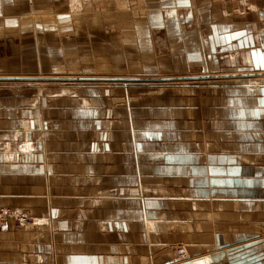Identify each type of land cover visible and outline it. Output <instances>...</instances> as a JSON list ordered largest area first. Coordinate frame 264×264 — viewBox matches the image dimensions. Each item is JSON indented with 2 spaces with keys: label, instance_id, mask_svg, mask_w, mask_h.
Instances as JSON below:
<instances>
[{
  "label": "crops",
  "instance_id": "1",
  "mask_svg": "<svg viewBox=\"0 0 264 264\" xmlns=\"http://www.w3.org/2000/svg\"><path fill=\"white\" fill-rule=\"evenodd\" d=\"M36 1L0 0V211L10 215L0 228V264H189L203 257L206 264H264V83L14 85L57 63L78 67L91 53L99 71L121 57L158 75L162 66L191 73L199 64L196 31L176 34L181 15L153 10L148 46L133 36L117 41L94 18L87 47L81 38L8 24L49 9ZM197 1L196 15L211 18L208 2ZM256 4L249 23L239 16L213 29L219 33L209 50L222 42L225 69L264 72V0ZM168 29L175 49L159 54L151 37ZM133 40L137 52L127 49ZM144 54L158 56L159 66ZM13 212L34 222L17 227ZM169 243L181 245L184 257Z\"/></svg>",
  "mask_w": 264,
  "mask_h": 264
},
{
  "label": "rangeland",
  "instance_id": "2",
  "mask_svg": "<svg viewBox=\"0 0 264 264\" xmlns=\"http://www.w3.org/2000/svg\"><path fill=\"white\" fill-rule=\"evenodd\" d=\"M177 1L178 4L176 5L174 0H81L82 5L77 10V12L74 13L75 18L73 17L72 20V17H70L72 13L70 12L68 0H38L36 1L37 5L49 9L37 11L33 10L28 16L24 17L25 21L23 20L22 23L17 22V20L14 23V21L11 20V22H9L8 24H14V26H17V28H20L21 30L30 29L32 34H46V32L51 31L55 33L54 35L56 37H59L60 40L62 38H64L65 40L81 38V40H84L82 42L87 43V47H92L94 43L91 35L93 30L91 29V27L93 26L91 25V23L93 21L92 19L95 18L98 20V22H96V28H102L101 31H106L110 32V34H114L119 38L117 41H122L128 39V37L130 36H133V38H135L136 40L141 39L140 44L142 43L143 46H148L150 43V35H147L149 33L147 31L150 23L152 24V22H146L149 21L148 17L150 18V16H152L151 13H154L153 10H156L159 16L161 15L159 13L162 12H166L167 14H171L176 17L181 15V20L179 21V23H182V27L177 31L176 34L183 35L185 33V29L195 30L198 39V44L196 45L199 47V50H197L196 52L198 54V58L195 59L199 61V64L193 66L194 69L191 73L186 71L187 69H185V67L183 68V70L177 69L178 71L172 73L176 70L175 67L164 68L163 66L159 67V75L155 72H147L146 70L142 72L143 70L137 69H142L141 67L142 65H144V63L136 60L132 61L129 58L125 59L123 57H121L123 59L121 60L122 62H120V60L119 62H116L118 65H115L111 69L106 71H99L92 63L93 57L95 55L90 51L91 54L89 55V57L91 58L88 57V60H86L85 62L81 61L78 67L69 65L67 61H65V63H57V65L54 64L55 67H53L54 65H52L48 69L45 68L44 71H47L46 74H41L42 72H40L39 75H36L34 77L22 76L21 80L15 82L16 84L12 83L10 85L21 84V86L28 87L40 85L39 88L54 85L55 87L69 86L70 89H73L74 86H76L77 88V86L81 84L91 85L94 83H101L109 86L110 84L116 83H139L138 81L140 80L148 81L151 84H173L180 81H188L192 79H199L200 81L202 79L203 82L209 80H227L234 82L236 79H239L255 86H260L262 83H264V72L257 73V69L239 70L237 69V67L235 69H225L226 66H223V63L229 61L230 58H228V53L224 54L225 57L222 56V42L220 43L218 39V44L216 46L217 50H211L212 53L209 50V47H212V33L215 35V37L219 33L213 31V29L216 27L219 29V25H221L222 22L227 23L233 20L234 21L232 23L237 22V20L239 21L240 19L239 16L245 17V19L242 20V23H249V20L246 17L247 15H249V13L257 11V0H206L208 2L207 5L209 9L211 8V10H213V15L211 18L205 17L204 14L196 15L195 11L199 5L197 0L193 1L192 3H189L187 0ZM206 1L202 0V3ZM204 5L206 6V3ZM163 6L167 8H164ZM235 17L237 19H234ZM66 18H68V20H65ZM52 22H55L56 25L54 24L53 26L45 28L42 27L43 23ZM78 22H83V24L86 26L83 28V25H78ZM61 23L62 26H66L64 32H58L59 30L57 29V27H55L59 26ZM142 25L145 26L146 30V33L143 34V38L144 35H147V37H145L146 39L144 40L146 44L142 42L143 38H141L142 34H140V28ZM152 32L153 31L151 30V33ZM167 32L166 36H164L163 33L161 35L160 33L156 34L153 32L154 35L153 37H151L152 45L156 47L159 54L171 53L172 50L175 49L173 48V40H171V34L174 32L171 29H168ZM186 35L187 39L190 40L191 43L192 41L193 43H195L196 40H194V38H191V35L193 36V34L188 33ZM131 42L133 46L127 49L135 50V52H137L136 48H142L140 47L138 41L133 40ZM251 44L253 45V41L250 44L247 43L246 47ZM201 50H203L205 55L208 57L207 61L209 63H207L206 65H202L200 62V58L202 55ZM206 53H208V55ZM144 56H140L141 60ZM150 57L151 58L145 56L146 60L150 62L151 66H159V63H157L158 60H160L159 57L157 56L155 58L152 55ZM234 57L235 59H237V55H235ZM127 62L129 63L128 65ZM146 64H148V62H146ZM191 74L200 75L192 76ZM134 75L142 76L143 78L134 77ZM219 77H224V79H219ZM226 77L227 79H225ZM30 223L31 222L29 221L22 225ZM168 248L175 251L179 258L180 252L184 250L183 247L181 245H177V243H169Z\"/></svg>",
  "mask_w": 264,
  "mask_h": 264
},
{
  "label": "bare ground",
  "instance_id": "3",
  "mask_svg": "<svg viewBox=\"0 0 264 264\" xmlns=\"http://www.w3.org/2000/svg\"><path fill=\"white\" fill-rule=\"evenodd\" d=\"M68 4H69V7H70V12L72 13V15L70 17H72V20H73V17L75 18V14L77 12V10L81 7V0H68ZM66 5V4H65ZM68 7V8H69ZM81 10V9H80ZM86 12V11H85ZM70 13V14H71ZM66 14V13H65ZM78 17V16H77ZM65 20H68V18H66ZM63 21V20H62ZM64 22V21H63ZM55 24V22H52V23H43L42 24V27L45 28V27H49V26H53ZM79 24H83V22H78V25ZM56 25V24H55ZM57 27V29L59 30L58 32H64L65 31V27L62 26V23L59 25V26H55ZM93 29V28H92ZM60 34V33H59ZM23 76V75H22ZM33 76V75H32ZM44 77V76H43ZM52 77V76H51ZM85 77V76H84ZM18 78V77H17ZM70 78V77H69ZM137 79V78H136ZM50 80V79H49ZM57 80V79H56ZM70 80V79H69ZM74 80V79H73ZM102 80V79H101ZM140 80V79H139ZM62 81H67V80H62ZM262 81V80H261ZM76 82V81H75ZM87 82V81H85ZM253 82V81H252ZM171 83V82H170ZM251 83V82H250ZM129 84V83H128ZM131 84V83H130ZM255 84V83H254ZM82 85V84H81ZM140 85V84H139ZM40 86V85H39ZM73 87V86H72ZM75 87V86H74ZM73 87V88H74ZM69 88V87H68ZM76 94V93H75ZM36 104V103H35ZM37 106V105H36ZM36 113V111H35ZM35 115V114H34ZM35 117V116H34ZM37 119H38V116H37ZM31 147V146H30ZM29 149V148H28ZM31 149V148H30ZM7 156V155H6ZM1 214V213H0ZM209 258L210 257H203V258H198V259H195L193 260L192 262H190L189 264H206L207 261H209ZM184 261V260H183ZM182 261V262H183Z\"/></svg>",
  "mask_w": 264,
  "mask_h": 264
},
{
  "label": "built area",
  "instance_id": "4",
  "mask_svg": "<svg viewBox=\"0 0 264 264\" xmlns=\"http://www.w3.org/2000/svg\"><path fill=\"white\" fill-rule=\"evenodd\" d=\"M0 213V228H4L8 226V217H10V215L8 211H0ZM11 218L13 219L14 224L17 227L29 221L34 222V219L29 214L23 212H13ZM179 256L180 258L184 257L182 251L180 252Z\"/></svg>",
  "mask_w": 264,
  "mask_h": 264
},
{
  "label": "snow or ice",
  "instance_id": "5",
  "mask_svg": "<svg viewBox=\"0 0 264 264\" xmlns=\"http://www.w3.org/2000/svg\"><path fill=\"white\" fill-rule=\"evenodd\" d=\"M260 66H261V67H264V62H262V63L260 64ZM262 103H264V102H262Z\"/></svg>",
  "mask_w": 264,
  "mask_h": 264
}]
</instances>
